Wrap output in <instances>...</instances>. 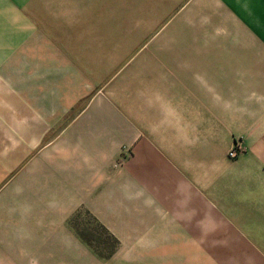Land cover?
<instances>
[{
    "label": "crops",
    "instance_id": "0c3cea01",
    "mask_svg": "<svg viewBox=\"0 0 264 264\" xmlns=\"http://www.w3.org/2000/svg\"><path fill=\"white\" fill-rule=\"evenodd\" d=\"M134 1L191 51L153 52L146 14L113 36L85 4L0 0V264L9 237L23 251L29 236L71 235L77 209L114 217L110 162L124 141L156 139L191 140L198 156L176 180L181 235L229 228L264 251V0ZM234 137L245 150L231 159Z\"/></svg>",
    "mask_w": 264,
    "mask_h": 264
},
{
    "label": "rangeland",
    "instance_id": "374dc122",
    "mask_svg": "<svg viewBox=\"0 0 264 264\" xmlns=\"http://www.w3.org/2000/svg\"><path fill=\"white\" fill-rule=\"evenodd\" d=\"M134 2L65 0L66 4H72L67 8L71 11L85 4L88 17L98 25L104 21L110 26L112 18L113 36L123 35L124 28L131 29L135 21L138 24L147 15L150 32L157 37L152 42L153 52L166 51L170 57H177L180 51H191L192 45L177 43L174 20L160 31L163 14L156 6L153 4L151 12H143L133 8ZM127 8L131 12L124 10ZM126 13L128 22L123 18ZM172 14L168 12L166 17ZM140 29L136 28L137 35ZM221 142L201 140L200 146L210 143L212 147H220ZM151 143L152 146L147 141H135L128 145L124 141L120 155L110 162L109 168L118 174L116 186L120 193L113 205L114 217L109 214V218L100 220L88 210L77 209L66 221L71 235L29 236L23 251L16 250L20 246L15 244V237H9L12 241L9 240L8 264H264V251H255V246L247 243L245 237L233 234L234 230L229 228L217 226L198 237L181 235V222L176 218L174 205L176 180L179 169L183 166L185 171L190 170L198 156L192 161L191 140L156 139ZM236 143L241 147L235 157L227 153L231 159L245 150L242 138L234 137L228 151ZM148 185L151 192L146 189ZM40 238H47L53 244L43 249L36 245ZM31 247L36 248L28 249Z\"/></svg>",
    "mask_w": 264,
    "mask_h": 264
},
{
    "label": "built area",
    "instance_id": "2783aa9c",
    "mask_svg": "<svg viewBox=\"0 0 264 264\" xmlns=\"http://www.w3.org/2000/svg\"><path fill=\"white\" fill-rule=\"evenodd\" d=\"M240 147H241V146H240L239 143L234 144L233 147L228 151V155H229L230 157H235V156H237Z\"/></svg>",
    "mask_w": 264,
    "mask_h": 264
}]
</instances>
